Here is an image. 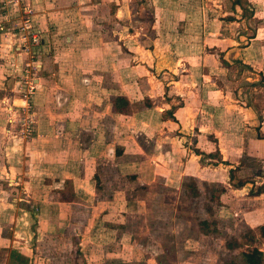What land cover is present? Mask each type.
Instances as JSON below:
<instances>
[{
    "label": "rangeland",
    "instance_id": "1",
    "mask_svg": "<svg viewBox=\"0 0 264 264\" xmlns=\"http://www.w3.org/2000/svg\"><path fill=\"white\" fill-rule=\"evenodd\" d=\"M114 1L121 5L119 17L126 16L125 23L117 24V32L131 35L128 38L133 47H145L140 50L144 53L141 59L151 64L141 88L148 96L129 102L127 113L112 107L114 119L106 124L117 141L130 145L126 159L132 158L131 168L125 173L109 168L107 176L104 171L96 170L91 181L85 177L87 171L80 169L63 171L62 177L56 175L59 170L53 174L49 169L46 174L35 167L32 170L40 175H32L33 199L32 189L24 188L15 177H10L9 164L18 162L13 156L22 157L18 155L22 145L48 132L38 125L36 79L43 74V61L48 66L50 55L57 49L45 35L50 27L46 28L36 16L38 8L34 0H21L19 6L0 0V13H7L10 19L0 30V264L3 261H7L5 264H226L230 261L243 264L241 253L254 247L263 252L264 264V234L260 230L264 225V193H249L264 186V146L258 133L247 132L245 142L240 137H214V133L206 138L194 135L196 120L194 124L192 121L185 124L180 132L177 127L167 131V126L159 121V113L173 118L174 109L184 103L187 85H200L198 77H201L217 89L230 92H224V97L231 98L232 103L236 102L235 98L244 101L250 113L264 123V74L252 73L254 69L241 60L232 63L224 60L225 51L206 47L210 59L219 58L220 66L216 68L219 72L211 75L209 69L201 71L198 66L199 70L190 68L196 74L190 76L183 68L184 62L192 58L177 57L176 61L175 56L170 53L166 56L162 51L156 56L149 39L158 35L157 39L152 38L153 42L159 41L166 50L170 49L164 45L174 49V39L167 40L175 26V35H200L199 28L208 26L214 32L219 23L202 20L221 15L223 34L230 36L245 29L239 35L250 34L253 38L257 33V42L264 41V0H248L255 3L252 7L256 15L252 17L239 6L233 7L234 0ZM158 2H169L163 7L162 17L152 10V3ZM241 2L247 6L246 0ZM27 16L33 29L40 30L36 41L27 35L29 30L24 33L20 30ZM157 17L165 19L163 26L157 25ZM179 20L184 26L173 24ZM229 20L242 25H230ZM176 62L180 63L179 67ZM167 104L173 107L159 112L158 108ZM48 107L52 112L58 109ZM216 107L218 111L225 109L223 105L213 108ZM123 114L131 115L132 119L123 121ZM201 114H214V111L208 108L204 114L199 111L197 125L203 124ZM162 128L170 136L177 133L165 142L175 143L174 153H157L154 148L155 132ZM121 135H125L124 140H119ZM138 144L149 152H141ZM122 145L121 142L116 146ZM118 151L111 155L112 160L115 161ZM229 169H234L232 182ZM71 173L78 178L76 186L67 178ZM241 180L242 187L233 185ZM204 220L210 222L209 227L203 226ZM64 221L68 225L66 231ZM232 240L238 244L229 249L226 243Z\"/></svg>",
    "mask_w": 264,
    "mask_h": 264
},
{
    "label": "crops",
    "instance_id": "2",
    "mask_svg": "<svg viewBox=\"0 0 264 264\" xmlns=\"http://www.w3.org/2000/svg\"><path fill=\"white\" fill-rule=\"evenodd\" d=\"M168 3H152V10L157 14L160 13L161 16L163 7ZM34 4L36 9L38 8L37 18L43 20L45 27H50L45 35L51 38V42L55 44L53 46L57 49V52L54 49V55H50L51 61L48 66H45L46 63L43 61V74L36 79L38 92L35 105L40 114L38 125L39 128L43 127L48 132L44 131L43 136L38 135L28 145L26 144L27 146L22 145L18 149V155H22L24 161L20 156H13L18 162L12 161L9 164L10 177H15L16 182H21L24 188L33 190L32 175H40L32 170L35 167L43 169L45 173L52 169L53 174L59 170L56 175L61 174L62 177L63 171L80 169L79 171H87L85 177L91 181L96 170L104 171L106 176L107 170L113 167L116 171L125 173L128 168H131L129 161H132V158L126 159L130 145L125 141H117V137L113 135L109 127L106 128V124H110L114 119L111 113L114 112L112 109L114 96L126 97L131 104L134 101H140L143 95L148 96L141 90L142 82L145 81L143 79L148 74V67L151 66L147 60L141 59L144 53L140 50L145 47L138 49L133 47L129 41L131 35H120L122 31L117 32V24L125 23L126 16L119 17L121 5L114 0H34ZM252 4L254 7L255 3ZM254 15H256L255 10ZM217 16L218 18L202 20L210 24L219 23V28L214 32L208 26L199 28L200 35H180V33L175 35L177 29L175 26L174 32L167 40L174 39L172 42L174 49L172 46L164 45L170 49L166 50V47L159 45V41L153 42L158 35L152 36L149 39L150 44H154V54L157 56L159 51H162L168 56L170 53L171 56L176 57V61L180 57L192 58V61L184 62L185 69L183 68L189 71L190 76L196 75L192 70L190 71V68L199 70L198 66H201V71L209 69L208 73L212 75L218 71L216 68L219 65L217 61L219 58L210 59L205 48L216 47L220 52L225 51L224 60L230 63L241 60L254 69L252 73L264 74V41L257 42L259 40L257 33L253 38L250 34L239 35L240 32L244 33L245 29L235 32L236 34L231 33L230 36L223 34L225 27L221 29L220 26L224 19L221 15ZM161 17H157L158 26L161 24L163 26L165 21ZM175 23L179 27L184 26L183 21L173 22ZM228 23L242 25L235 20H229ZM225 24L227 25V22ZM122 25L121 30H124L125 24ZM157 32L159 33L156 29ZM176 64L179 67L180 63L176 62ZM220 69L224 71L222 67ZM184 75L187 76L186 73ZM198 78L200 85H187L188 89L183 97L184 103L174 109L173 118L159 113V121L162 126H167V131H173L177 127L180 132L181 127L191 121L194 124L196 120L193 127L194 135H203L206 138L213 136L214 133V137H240L242 142H245L247 132L255 134L264 132L263 120L260 122L258 117L252 115L244 101L235 98L236 102L232 103L231 98L225 99V91L217 89L201 77ZM231 94L235 93L231 91ZM221 105L225 108L222 111H218L217 107L213 108ZM48 106L58 109L52 112ZM172 107L173 105L167 104L158 109L161 110L159 112L164 113ZM207 108L214 111V114H209L212 119L209 115L201 114L199 117L203 124L197 125L198 112L201 111L204 114V109ZM121 118L126 121L132 119V116L123 114ZM122 128H124L123 125ZM205 130H208L207 135L202 134ZM121 132L124 131L121 129ZM174 135L165 133L163 128L157 129L154 135L155 146L153 145L157 153L169 154L176 151L175 143H165L168 142L167 139L174 138ZM123 137L125 135L118 138L124 140ZM261 141L264 146V140L261 139ZM121 142L122 147H117ZM257 142L259 143V140ZM138 147L141 152L147 149L142 144H138ZM116 150L121 152L118 151L119 154L115 155L114 161L111 155H114ZM202 152L209 153L205 150ZM67 178H71L75 186L78 185L75 173L67 175ZM31 194L34 199V190ZM110 194L113 195V192ZM24 214L28 215L26 212ZM64 216L67 218L66 215ZM67 226V221H64L65 231ZM5 263L7 261L1 264Z\"/></svg>",
    "mask_w": 264,
    "mask_h": 264
},
{
    "label": "trees",
    "instance_id": "3",
    "mask_svg": "<svg viewBox=\"0 0 264 264\" xmlns=\"http://www.w3.org/2000/svg\"><path fill=\"white\" fill-rule=\"evenodd\" d=\"M246 4H247V6L243 5L241 0L232 1L233 7H235V5H238L242 11L247 12V16L252 17L254 15V9H253L252 5L250 4V2H248V0H246ZM112 107H113V109H116V110H122V111L128 112L129 101L126 97L117 96L112 100ZM257 136L259 139H264V135L260 132H258ZM233 170L234 169H229V180L231 182L233 180ZM233 185L237 188L242 187L244 185V181H242V180L238 181L236 183H233ZM223 190H224V188L220 189L221 192H223ZM249 193L253 194V195H258V194L264 193V186L262 185V186L257 187L256 191L250 190ZM210 198L212 199L213 196L211 195ZM202 224L205 227L210 226V222L207 220H204ZM260 230H261V233L264 234V225L261 226ZM237 244H238V242L236 240H232V241H227L226 246L229 249H234L237 246ZM241 258H242L243 264H262L263 252L261 250H259L258 248L254 247L252 249L243 251L241 253ZM226 264H238V263L230 261V262H227Z\"/></svg>",
    "mask_w": 264,
    "mask_h": 264
},
{
    "label": "built area",
    "instance_id": "4",
    "mask_svg": "<svg viewBox=\"0 0 264 264\" xmlns=\"http://www.w3.org/2000/svg\"><path fill=\"white\" fill-rule=\"evenodd\" d=\"M9 2L12 4H15L17 6H19L21 4V0H9ZM8 16H9V14H8ZM2 19L4 20V22L1 21ZM9 21H10V19L7 17V13H0V30L4 29L6 27L5 23L9 22ZM20 30L23 33L29 30L27 32V35L30 34V38L33 41L37 40V36L40 33L39 29H33L32 24L30 23L29 16H27L26 19L22 20V25L20 26ZM22 101H23L22 104L25 105L26 100L23 99Z\"/></svg>",
    "mask_w": 264,
    "mask_h": 264
}]
</instances>
